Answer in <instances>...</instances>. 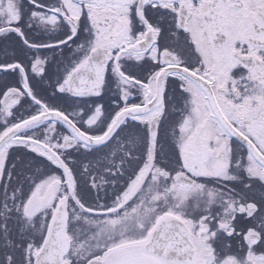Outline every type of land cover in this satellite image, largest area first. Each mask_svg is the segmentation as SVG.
I'll return each mask as SVG.
<instances>
[{"label": "snow or ice", "instance_id": "snow-or-ice-1", "mask_svg": "<svg viewBox=\"0 0 264 264\" xmlns=\"http://www.w3.org/2000/svg\"><path fill=\"white\" fill-rule=\"evenodd\" d=\"M0 264H264V0H0Z\"/></svg>", "mask_w": 264, "mask_h": 264}]
</instances>
